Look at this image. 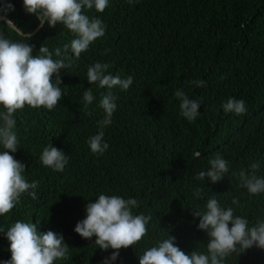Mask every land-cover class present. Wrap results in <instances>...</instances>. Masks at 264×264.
<instances>
[{
	"label": "trees",
	"instance_id": "1",
	"mask_svg": "<svg viewBox=\"0 0 264 264\" xmlns=\"http://www.w3.org/2000/svg\"><path fill=\"white\" fill-rule=\"evenodd\" d=\"M0 264H264V0L0 21Z\"/></svg>",
	"mask_w": 264,
	"mask_h": 264
},
{
	"label": "water",
	"instance_id": "2",
	"mask_svg": "<svg viewBox=\"0 0 264 264\" xmlns=\"http://www.w3.org/2000/svg\"><path fill=\"white\" fill-rule=\"evenodd\" d=\"M58 0H54L52 6L50 7L49 11L47 12V14L44 16L43 20L41 21V23L38 25V27L32 31L29 34H26L23 30H21L9 17L0 14V21H6L8 23L11 24V26L21 35H28L31 36L33 34H35L46 22V20L48 19L49 15L53 12L55 5L57 4Z\"/></svg>",
	"mask_w": 264,
	"mask_h": 264
}]
</instances>
